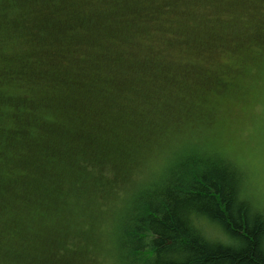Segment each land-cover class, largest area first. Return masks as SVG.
<instances>
[{
  "label": "trees",
  "instance_id": "trees-1",
  "mask_svg": "<svg viewBox=\"0 0 264 264\" xmlns=\"http://www.w3.org/2000/svg\"><path fill=\"white\" fill-rule=\"evenodd\" d=\"M180 1L0 0V239L19 236L30 212L37 229L28 230L42 241L35 252L20 245L18 264H99L102 249L110 264H264V216L238 199L245 178L240 165L185 137L183 129L166 145L174 129L198 119L184 107V90H203L174 80L162 49L144 44V36L136 43L143 56L133 55L139 51L133 46L107 53L92 45L100 30L85 26L95 17L115 28L133 18L134 28L149 19L162 24ZM221 1L257 13L246 26L257 31L248 49L251 59H262L264 2ZM89 35L90 41L78 40ZM79 55L82 62L75 63ZM196 81L212 83L216 76L202 70ZM124 131L121 145L129 152L119 156L109 148ZM151 140L169 157L179 154L162 176L136 182L144 156L125 142L145 154ZM112 152L121 161L110 179L92 162L109 161ZM116 186L123 191L115 194ZM215 225L231 243L206 238L205 232L215 235ZM79 241L83 248H75Z\"/></svg>",
  "mask_w": 264,
  "mask_h": 264
},
{
  "label": "rangeland",
  "instance_id": "rangeland-1",
  "mask_svg": "<svg viewBox=\"0 0 264 264\" xmlns=\"http://www.w3.org/2000/svg\"><path fill=\"white\" fill-rule=\"evenodd\" d=\"M186 1H180L174 7L175 10L170 11L168 20L162 24L159 21L154 25L149 19L150 21H147L142 28H134L132 22H136V20L133 18L123 20L122 25H124L115 28L114 24L104 22L103 18L95 19V17L87 20L85 26L89 31L94 26L100 30L101 34L97 33V40H93L92 45L103 46L107 53L116 52L119 48L129 50L132 46L137 49L136 43L143 36L144 44H157V47L162 49L159 53H162V58L167 61L170 72L173 73L172 78L180 80V83L203 90L202 94H199V91L184 90L188 101L184 107L185 109L190 108L195 114L198 113V119L192 117L196 119L195 123L190 117V122L186 126L174 129L170 134V139H167L166 145L170 141L176 140L183 131L185 137L190 136L197 139L202 147L222 151L235 159L247 177L251 172L248 162L250 151L260 150V110L262 89H264V57L258 61L251 59L249 56H252L253 50L248 49L254 46L252 36L257 31L255 26L250 28L246 26H249L250 18L253 19L257 13L255 11L252 14L246 13L245 8H241V5L237 8L223 5L221 0H189V3ZM258 2H264V0H258ZM89 6H99L102 7V10L106 8L97 3H92ZM165 14L163 12L162 15ZM206 17L209 19L208 25L204 20ZM207 30L208 39L205 38ZM210 31L214 34L211 35ZM163 35L164 38L160 37ZM90 39L91 35L78 40L85 42ZM122 39L124 41H121ZM142 46L140 45L137 49L139 51L133 55L143 56L145 50ZM82 58L79 55L75 63L82 62L80 60ZM128 68V66L122 67L126 72H128ZM202 70L209 71L211 75L215 73L216 81L212 83L208 81L205 84L198 83L196 80ZM176 89L180 90L181 88ZM77 93L79 95V92ZM45 108H50V106L46 105ZM59 110L60 108L56 107L55 113ZM157 114L155 117L158 116ZM168 119L170 118L168 117ZM117 128L120 131L125 129L120 122H117ZM107 132L110 136L112 135L111 130L107 129ZM163 136L165 137L164 132L160 137ZM127 137L126 131L121 133L114 140L115 147H110L109 150H115L119 156L125 154L124 151L129 152V148L121 145L122 140L126 141ZM151 141L152 145L148 144L149 142L146 144L150 147L147 148L145 154L141 152L144 151V147H135L136 143L133 144L131 141L125 142L132 144V151L138 158L144 156L142 160L144 172L133 174L136 182L150 175L148 172L149 162L162 153V147L158 145V142ZM178 149H184V147ZM178 154L170 153V165L176 160ZM108 160L103 163L98 162V164L92 162L94 164L92 166L95 168L97 165L96 171H104L106 177L113 179L117 173V162L121 160L114 153L113 155L109 154ZM128 161L125 164L129 163ZM139 167V165L136 168L133 167L132 171H137ZM134 182H130V185ZM123 189V187H117V191L115 190L114 193L117 194L118 190L123 191ZM116 197L117 195H115ZM109 201H114V199L110 198ZM108 202L105 206L106 211L109 208ZM30 215V212L23 214V223H20L23 230L19 236L15 234L10 239L6 234L4 238L7 240L0 239L4 248L0 249V264L20 263L18 258L14 257L16 253L22 252L19 248L20 245L27 244L28 250H34L33 252L41 248L42 241L38 239V232L28 230V228L37 229L35 222L29 221ZM81 243L82 241H79L75 248H83ZM102 250L97 253L98 261L96 263L110 264V260L106 258V254ZM72 256V258L78 257L74 254Z\"/></svg>",
  "mask_w": 264,
  "mask_h": 264
},
{
  "label": "clouds",
  "instance_id": "clouds-1",
  "mask_svg": "<svg viewBox=\"0 0 264 264\" xmlns=\"http://www.w3.org/2000/svg\"><path fill=\"white\" fill-rule=\"evenodd\" d=\"M249 165L251 172L247 177L242 178L238 191V199L248 204L253 214L264 216V150L250 151ZM171 163L167 152L160 153L155 159L149 162L148 172L153 176H162ZM208 223V221H205ZM215 235L205 232L204 235L208 239H219L223 243H231V239L223 234V230L219 225H215Z\"/></svg>",
  "mask_w": 264,
  "mask_h": 264
},
{
  "label": "snow or ice",
  "instance_id": "snow-or-ice-1",
  "mask_svg": "<svg viewBox=\"0 0 264 264\" xmlns=\"http://www.w3.org/2000/svg\"><path fill=\"white\" fill-rule=\"evenodd\" d=\"M260 124V147L262 150H264V89H262L261 95Z\"/></svg>",
  "mask_w": 264,
  "mask_h": 264
}]
</instances>
